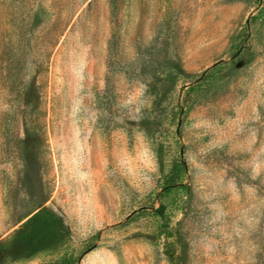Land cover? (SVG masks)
Here are the masks:
<instances>
[{"label": "rangeland", "instance_id": "374dc122", "mask_svg": "<svg viewBox=\"0 0 264 264\" xmlns=\"http://www.w3.org/2000/svg\"><path fill=\"white\" fill-rule=\"evenodd\" d=\"M0 264H264V0H0Z\"/></svg>", "mask_w": 264, "mask_h": 264}, {"label": "trees", "instance_id": "16d2710c", "mask_svg": "<svg viewBox=\"0 0 264 264\" xmlns=\"http://www.w3.org/2000/svg\"><path fill=\"white\" fill-rule=\"evenodd\" d=\"M180 167H182L181 166V162L179 161V160H177V161H175V164H174V166L171 168V171H170V173H169V175H168V178H167V182L169 183H171V184H173L175 181H176V179H178L179 178V170H180ZM169 183V184H170Z\"/></svg>", "mask_w": 264, "mask_h": 264}]
</instances>
